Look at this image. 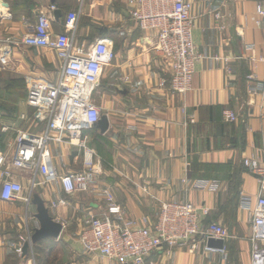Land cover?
Wrapping results in <instances>:
<instances>
[{"label":"crops","instance_id":"1","mask_svg":"<svg viewBox=\"0 0 264 264\" xmlns=\"http://www.w3.org/2000/svg\"><path fill=\"white\" fill-rule=\"evenodd\" d=\"M129 1L85 0L81 5L76 0H0V42H22L44 14L52 19L54 33H66L67 17L76 12L77 47L91 50L107 40L115 54L94 95L109 127L105 132L98 127L84 131L94 165L85 166L84 149L69 142L50 147L58 181L45 183L41 171L9 164L30 201L0 199V264H118L85 253L80 243L92 220L105 213L106 192L139 226L145 218L153 228L163 203L184 202L210 208L203 227L216 223L232 235L223 249L210 248L208 240L162 247L150 258L154 264H252L243 198L254 202L260 185L243 160L264 157V96L250 93L264 83V25L257 15L264 0H187L203 60L184 97L171 90L169 62L154 47L159 29H142L129 13ZM9 64L19 84L0 79V155L8 161L19 131L37 135L46 130L45 124L33 121L35 109L28 104L31 78L58 84L63 67L55 51L24 45L14 48ZM225 110L241 120L227 123ZM83 172L88 174V191L66 194L60 179ZM34 180L33 194L42 197L63 230L58 239L43 241L36 249L30 245L25 252L39 227L31 205ZM200 181L218 183V189L199 190Z\"/></svg>","mask_w":264,"mask_h":264},{"label":"built area","instance_id":"2","mask_svg":"<svg viewBox=\"0 0 264 264\" xmlns=\"http://www.w3.org/2000/svg\"><path fill=\"white\" fill-rule=\"evenodd\" d=\"M76 1L81 5L85 2ZM129 4L130 15L142 29H159L154 47L169 62L171 90L184 97L192 89L196 66L203 60L194 42L192 4L187 0H130ZM51 9L55 11L56 7ZM257 15L259 23L264 25V5H258ZM79 17L76 12L70 13L66 20L67 32L56 34L52 19L45 14L39 15L37 26L22 42H0L2 66L9 65L14 48L20 45L51 49L63 63L58 84L47 79L30 80L28 104L35 109L33 121L45 124L46 130L37 135L19 131L12 159L8 161L0 155V199L3 201L29 200L24 196L23 185L14 179L10 165L23 171H41L45 183L59 180L52 162V143L69 142L71 146L84 149V165H94V153L87 149L88 138L84 131L92 129L101 120L102 110L94 102V95L101 85L104 68L111 64L115 54L113 45L107 40L98 41L91 50L77 47L74 32ZM216 17L221 15L218 13ZM261 62L264 64V57ZM258 92L264 96V83L260 88L250 90L251 94ZM223 118L227 123L241 120L237 113L230 110L224 112ZM242 123L248 128L246 121ZM7 130L9 128H4V131ZM243 164L260 185L254 202L249 197L243 198V208L248 211L251 226L252 264H264V157L248 156ZM60 181L63 191L69 195L89 189L88 174L84 172L69 174ZM35 186L34 180L30 195ZM196 187L216 191L218 183L200 181ZM62 201L60 204H65ZM106 201L105 213L92 220L90 229L80 236V243L85 253L99 255L111 262L154 264L151 254L162 247L192 245L198 240L225 242L232 239L230 231L222 225L211 223L207 227L202 226L203 218L210 213V208L205 206L197 207L184 202L163 203L152 228L148 219L144 218L142 226H139L138 221L127 218L121 205L109 192H106ZM17 251L20 256L23 255L22 247Z\"/></svg>","mask_w":264,"mask_h":264},{"label":"water","instance_id":"3","mask_svg":"<svg viewBox=\"0 0 264 264\" xmlns=\"http://www.w3.org/2000/svg\"><path fill=\"white\" fill-rule=\"evenodd\" d=\"M94 127L100 128L105 132L109 127V120L107 117H102L98 124ZM31 205L36 207L35 218L39 223V227L35 229L31 236L30 242L25 245V252H28L30 245L35 246L39 242L49 239H58L62 233L63 225L52 217L50 208L46 205L42 197L35 193ZM225 242L223 240L209 239L208 246L213 249H223Z\"/></svg>","mask_w":264,"mask_h":264},{"label":"rangeland","instance_id":"4","mask_svg":"<svg viewBox=\"0 0 264 264\" xmlns=\"http://www.w3.org/2000/svg\"><path fill=\"white\" fill-rule=\"evenodd\" d=\"M9 65H10V64H9ZM9 65H8V66H9ZM8 66H6V67H1V66H0V79H1V80H6V84H7V83H10L12 80L15 81V82H14L15 84H19L18 76L15 75L14 72H12L11 70H9L10 67H8ZM0 89H3V85H2V83L0 84ZM0 93H3V91L0 90ZM225 111H226V110H225ZM225 111H224V112H225ZM230 111H232V110H230ZM224 112H223V114H224ZM233 112H234V111H233ZM235 113H236V112H235ZM2 114H4V113H2ZM158 250H159V249H158ZM158 250L152 252L151 256H152L155 252H157Z\"/></svg>","mask_w":264,"mask_h":264},{"label":"trees","instance_id":"5","mask_svg":"<svg viewBox=\"0 0 264 264\" xmlns=\"http://www.w3.org/2000/svg\"><path fill=\"white\" fill-rule=\"evenodd\" d=\"M43 242V241H42ZM42 242H39L37 245H35V249H36V247L38 246V245H40Z\"/></svg>","mask_w":264,"mask_h":264}]
</instances>
